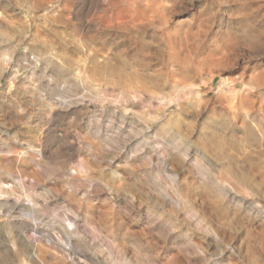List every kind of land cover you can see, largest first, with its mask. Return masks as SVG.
I'll return each instance as SVG.
<instances>
[{
	"label": "rangeland",
	"instance_id": "374dc122",
	"mask_svg": "<svg viewBox=\"0 0 264 264\" xmlns=\"http://www.w3.org/2000/svg\"><path fill=\"white\" fill-rule=\"evenodd\" d=\"M0 182V264H264V0H0Z\"/></svg>",
	"mask_w": 264,
	"mask_h": 264
},
{
	"label": "bare ground",
	"instance_id": "6f19581e",
	"mask_svg": "<svg viewBox=\"0 0 264 264\" xmlns=\"http://www.w3.org/2000/svg\"><path fill=\"white\" fill-rule=\"evenodd\" d=\"M138 12V11H137ZM135 15V14H134ZM151 15V14H150ZM138 24V23H137ZM117 25V24H116ZM138 62V61H137ZM152 63V62H151ZM150 67V66H149ZM149 70V69H148ZM150 71V70H149ZM213 75H214V73H213ZM260 81H262V80H260ZM207 84V83H206ZM250 85V84H249ZM210 87V86H209ZM193 89V88H192ZM150 90V89H149ZM148 90V91H149ZM212 90V89H211ZM210 90V91H211ZM166 91V90H165ZM235 94V93H234ZM227 95V94H226ZM173 103V102H172ZM212 104V103H211ZM206 107H208V106H206ZM188 108V107H187ZM210 108V107H209ZM161 112V111H160ZM164 112V111H163ZM208 112V111H207ZM261 118V117H260ZM203 153V152H202ZM243 153V152H242ZM211 157V156H210ZM222 162V161H221ZM257 174V173H256ZM10 185H6L5 183H3V182H0V196L1 195H3L5 192H6V188H8ZM253 193V192H252ZM35 207V206H34ZM3 211V210H2ZM28 216L29 217H33V215L32 214H28ZM69 223V222H68Z\"/></svg>",
	"mask_w": 264,
	"mask_h": 264
}]
</instances>
